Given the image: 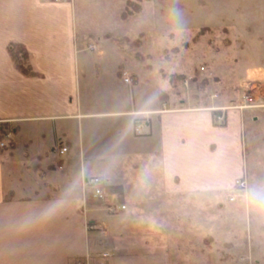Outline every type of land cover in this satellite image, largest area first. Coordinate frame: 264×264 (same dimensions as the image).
Returning <instances> with one entry per match:
<instances>
[{"label":"crops","instance_id":"crops-1","mask_svg":"<svg viewBox=\"0 0 264 264\" xmlns=\"http://www.w3.org/2000/svg\"><path fill=\"white\" fill-rule=\"evenodd\" d=\"M127 3L0 0V131L11 134H0V264H77L88 255L91 264H190L196 245L179 239L211 228L210 203L243 174L242 112L176 100L160 72L164 34L207 24L180 20L186 0H140L123 17ZM234 36L228 62L241 73L246 44ZM13 43L32 73L10 55ZM257 64L242 83L264 85L262 55ZM219 144L233 153L225 171ZM91 175L127 208L113 213L86 199Z\"/></svg>","mask_w":264,"mask_h":264},{"label":"rangeland","instance_id":"rangeland-1","mask_svg":"<svg viewBox=\"0 0 264 264\" xmlns=\"http://www.w3.org/2000/svg\"><path fill=\"white\" fill-rule=\"evenodd\" d=\"M186 3L187 7L178 15L180 20L207 25L177 37L164 34L166 40L157 52L160 72L176 100H191L199 105L215 101L224 111L242 112L245 124L240 149L244 168L240 179L245 180V185L238 187L235 182L221 190L217 200L210 201L211 228L198 227L194 235L179 240L188 246L196 245L190 264H264V85L239 80L246 69L258 67L261 55L264 57V37L260 46L257 43V33L264 36V0H186ZM234 34L241 35L246 44L248 58L243 59L241 73L228 62L236 57ZM149 48L157 49L154 45ZM189 77L187 86L183 80ZM221 144L215 154L225 171L233 153ZM228 194L236 195L234 201L227 199Z\"/></svg>","mask_w":264,"mask_h":264},{"label":"built area","instance_id":"built-area-1","mask_svg":"<svg viewBox=\"0 0 264 264\" xmlns=\"http://www.w3.org/2000/svg\"><path fill=\"white\" fill-rule=\"evenodd\" d=\"M55 2H58L60 0H54ZM200 70H204V67H200ZM189 80L190 77L184 80L185 85H189ZM126 82L130 83L131 79L130 78H126L125 79ZM248 98H245V101ZM223 109V108H220ZM217 109V110H220ZM215 121L216 123H218L219 125L224 124L226 122V117L223 113H221V115H215ZM138 121V120H137ZM143 122V121H142ZM142 122L138 121L137 125H136V130H139L142 127ZM144 123V122H143ZM11 134L10 132H5L3 137H5L6 139L10 138ZM6 142H2L1 146L5 147ZM60 151L61 154H65V152L68 150L66 147L65 148H59L58 149ZM236 186L238 187H243L245 185V180L244 179H238L236 182ZM82 185H83V196L86 199H94L96 201L99 202H107V208L110 212H117L118 210H125L127 207L124 204H116L113 201H110L109 197L110 195H108L107 193V184H106V180L104 177L102 176H98V175H91V176H85L82 180ZM236 198L235 194H228L227 195V199H229L230 201H234V199ZM102 258L106 259L107 257L110 256V254L107 253H102L100 255ZM77 264H91L92 263V257L90 255L83 257V259H78ZM98 264H103V263H98Z\"/></svg>","mask_w":264,"mask_h":264},{"label":"trees","instance_id":"trees-1","mask_svg":"<svg viewBox=\"0 0 264 264\" xmlns=\"http://www.w3.org/2000/svg\"><path fill=\"white\" fill-rule=\"evenodd\" d=\"M140 9H141L140 0H128L126 9L123 12V17L130 16L131 14H134L135 12H139ZM204 29H201V30H204ZM19 51H20V46L15 44V43H13L11 45V47L9 48L10 55L13 56V59L16 62V64L19 67H21L24 72H27V73L31 72L32 73L31 69L23 67V64L21 63L23 61H22V59H20ZM21 53H22V55L27 56L25 52L22 51ZM4 131H5V129H2L0 131V134H3Z\"/></svg>","mask_w":264,"mask_h":264}]
</instances>
